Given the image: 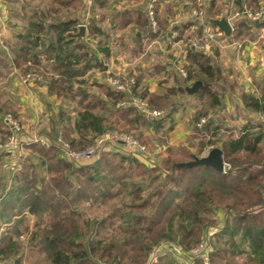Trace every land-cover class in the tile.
I'll return each instance as SVG.
<instances>
[{"label":"trees","instance_id":"16d2710c","mask_svg":"<svg viewBox=\"0 0 264 264\" xmlns=\"http://www.w3.org/2000/svg\"><path fill=\"white\" fill-rule=\"evenodd\" d=\"M82 1L49 0L50 6L31 11L24 32L15 35L20 44L0 49V69L38 74L49 96L75 105L73 117L59 109L51 140L61 133L72 149L81 150L115 128L153 147L140 131L150 129L154 138L158 136L157 146L166 145L164 138L170 129H162L169 114L146 120L134 107H116L126 95L90 83V71H104L110 55L101 42L94 49L90 46L91 40L105 36L95 9L103 8L107 0H94L89 9ZM234 5L239 13L245 8L252 13L261 11L257 6L245 7L241 0H234ZM164 7L169 11L167 4ZM85 9L91 14L86 22L73 16ZM157 10L154 6L158 30L155 34L150 31L151 36L167 38V15L157 16ZM220 11L221 7L210 6L208 14L215 17ZM80 26L86 29L83 35ZM188 28L185 25L177 31L176 41H189L191 36L184 34ZM252 28H264V18L259 24L236 21L231 40H252ZM186 48L183 83H202L195 95L202 107L193 118L187 146L166 149L156 156L153 167L127 154L120 145L110 150L99 147L97 157L87 164L69 161L53 144L47 149L38 144L26 146L30 158L20 162V168L8 178H0V264H21L18 238L22 231L28 232L27 215L37 219L28 246L40 248L46 264H186L187 260L170 253L154 261L151 255L162 246L187 254L205 240L211 264H264V126L249 122L238 130H228L210 118L203 104L207 102L211 109L220 106L225 78L213 58ZM132 92L153 109L169 107L167 95L150 94L139 81L135 80ZM178 93L185 95L181 87ZM240 99L251 113L264 111V96L241 93ZM7 113L15 116L9 106L0 104V134L6 137L10 133L3 131L1 117ZM202 119L205 123L199 125ZM224 130L228 136L222 139ZM196 140L195 154L190 149ZM209 148L221 150L224 174L204 166L179 167ZM115 199L120 200L121 208H114L105 219H85L80 212L84 204L104 205ZM216 212L222 215L223 227L206 237L217 227ZM192 262L200 264L198 258Z\"/></svg>","mask_w":264,"mask_h":264},{"label":"crops","instance_id":"0c3cea01","mask_svg":"<svg viewBox=\"0 0 264 264\" xmlns=\"http://www.w3.org/2000/svg\"><path fill=\"white\" fill-rule=\"evenodd\" d=\"M241 1L245 2V7L249 5L251 9L254 6H257L261 11L264 9V0ZM34 2L35 0H24V30L30 15L28 8ZM38 2L44 3V0ZM84 2L86 4L85 0ZM4 3L5 0H0L2 15H6ZM151 4L153 7H157V16L161 13L167 15V24L165 25L166 32H168L167 38H153L150 33L147 12ZM166 4L169 6V11H166L164 7ZM210 6L221 7L220 13L211 17L208 14ZM198 9L203 11L202 20L197 19L193 14ZM247 10L250 11V9ZM238 11L234 0H107L103 8L95 9V17L101 18L100 27L105 36L98 37L95 41L91 40L90 46L94 49L96 43L101 42L109 48L110 55L104 63L106 69L104 71L92 69L90 76H94H92V80H90V76L88 79L91 81L90 83L96 82L110 88L107 84L110 77H118L121 80L133 78L137 82L139 81L140 87H146L150 94L167 95L169 107L166 109V113L169 115L162 131L170 130L166 135V145L157 146V153L168 148L176 150L180 146H187L188 139L193 134V118L197 110L201 109L202 103L196 96L178 93L180 87L183 89L193 83L187 85L183 83L185 77L182 75V71L184 72V66L188 65V50L185 43L176 41L174 37H177V31L185 25H189L188 30L184 33L185 36L190 35V27L194 25L197 32L199 30L201 33L217 32L210 45V52H204L213 58L215 63H218L222 76L225 78L221 85V104L214 108L217 115L213 117V120L228 130H238L249 122L260 123L256 115L244 107L240 94L253 95L255 98L264 96V28H252L250 30L253 33L252 40L233 41L231 40L232 34L229 38H225L214 26L204 21L206 18L225 17L233 31L236 21L241 19L251 21ZM73 16L86 22L91 14L85 9L81 13H73ZM260 20L254 21V24H259ZM143 22L145 23L143 24ZM170 39H174V41H170ZM37 85L38 83L34 85L36 89H38ZM43 90L47 92L45 87ZM93 90L95 91L96 88L93 87ZM50 98L51 101L57 100L53 96ZM125 99L129 100V96L126 95ZM55 120L56 118L52 119V122ZM145 131L149 136L154 135L150 129H145ZM42 133L49 137L50 130L47 127ZM221 136L222 139H225L228 136V131L224 130ZM197 142L196 140L194 147L190 149L193 153L197 150ZM206 154L207 151L204 156ZM216 217L218 223L212 234L223 227L221 213L218 212Z\"/></svg>","mask_w":264,"mask_h":264},{"label":"rangeland","instance_id":"374dc122","mask_svg":"<svg viewBox=\"0 0 264 264\" xmlns=\"http://www.w3.org/2000/svg\"><path fill=\"white\" fill-rule=\"evenodd\" d=\"M38 1L39 0H35L32 6L28 8V14H30L31 11L32 12L35 11L36 8L43 9L44 7L46 8V5L48 6L51 5V2H49V0H44V3L42 2L40 3ZM83 3H84V8L85 7L87 9L90 8L86 6L84 0ZM4 5L6 7V15L5 14L2 15L0 11V49L3 46H6L7 44L11 46L19 45L20 42L15 38V35L22 34L24 32V0H5ZM174 39H170V41H174ZM209 52H210V47L208 51H206V53ZM129 54L131 56V53ZM213 62L215 63V61ZM216 65L219 67L218 63ZM46 67L49 68V65H47ZM92 76L94 75L90 76V80H92ZM37 83H38L37 85L38 89H36L34 86ZM42 84H43V79L38 74L23 75L19 72L18 69L15 68L11 69L9 67L6 69H0V104L9 106L10 109L15 113V116L10 113H7L5 115H2L1 117V124L3 131L9 132L10 135L6 137L5 135L3 136V134H0V146H3L7 142V140L12 136L11 135L12 132L9 130V127H7L3 122V119L6 116H10L12 120L18 124L19 132L17 136L20 141L16 148L14 147L0 148V157H1L0 178L1 177L4 179L8 178L9 174L15 173L20 168V164H21L20 162L30 158L32 153L29 149L26 148V146L32 144L30 143L32 142V140L44 139L45 141H48L50 145L53 144L57 146L56 140L60 133L56 135L55 140H51L47 135H44L42 131L45 130L47 127L49 130H51L50 128L52 127V123H53L52 119L57 117L60 108H64L65 110H67L71 117L74 116L72 110H74L73 108H75V105L72 104L68 99L66 100L53 99L51 101L50 100L51 96H49L47 92H45V90L42 91L44 87L42 86ZM203 107L207 111L209 117L213 118L217 115L216 113L217 111L215 112L214 109L208 108L207 102L206 104H203ZM166 109H163V111L166 112ZM156 110H162V109H156ZM111 130L123 135L132 136L133 138L136 139V137L130 133L120 132L115 128H112ZM140 131L142 135H144L145 138L152 143L153 147L147 146V144L144 143L142 144L140 141L136 139L146 149V154L144 156L137 158L142 163H146L148 166L153 167L154 165H156L155 164L156 161L154 160L156 159V156L163 153L164 151L160 150V152L157 153L156 147L158 143L157 140H155V138H157L158 136L154 138L153 136H149L145 130H140ZM164 139H166V137ZM106 144L104 145L105 147L103 146L106 150H110L111 146H117V144H112V143H106ZM94 145H91L89 147H92ZM124 150L125 152L127 151L126 149ZM95 152L96 154L94 155V157L86 159L84 160V162H80L78 164H87L93 161L97 157L98 150L96 149ZM44 174L45 173L43 171H40L41 176H44ZM124 202H126V200H124ZM114 208H121L120 200L115 199L112 202H109L104 205H100L99 203L84 204L82 208H80V212L83 218L85 219H93V218L105 219L107 218V216L113 213ZM27 216L29 218L26 224V226L28 227V232L22 231L21 236H19L18 238L20 244L19 247L20 252L18 254V258L20 259L21 264H46L45 253L42 250H40V248L38 247L28 246V238L30 235L29 233L33 229L32 228L33 222H35L37 219L29 215ZM213 231H214L213 229L209 230L208 231L209 235L206 233V237L209 236L211 237L213 235L212 234ZM165 252L177 256L178 260H183V259L186 260V258H180L182 256H178V254H176L175 249L174 251L167 250L166 246H162L152 253L151 257L152 258L154 257L153 261L158 256L164 254ZM102 263L104 262H99L98 264H102Z\"/></svg>","mask_w":264,"mask_h":264},{"label":"built area","instance_id":"2783aa9c","mask_svg":"<svg viewBox=\"0 0 264 264\" xmlns=\"http://www.w3.org/2000/svg\"><path fill=\"white\" fill-rule=\"evenodd\" d=\"M85 1H86V6L88 8L91 7L94 2V0H85ZM147 13L149 17L150 31L155 34L158 30V25L154 18L152 4L149 6ZM193 14L199 20H202L204 17L203 11L201 10H195ZM240 14H243L251 21H258L264 18V9L260 12L252 13L245 8L243 12ZM190 29H191L190 31L191 37L189 41L185 44L193 50L206 52L209 49L211 43L214 41L217 32L208 31L198 35L196 27L194 25L191 26ZM182 75L185 77L186 76L185 72L182 71ZM107 84L110 86V88L114 89L115 91L129 96V100L128 99L123 100L122 102L118 103L116 107L118 106L134 107L138 111V113L141 116H143L146 120H159L164 116L165 112L163 110L153 109L149 106L148 102L145 99H142L137 95H133L132 88L135 84V80L133 78L121 80L118 77H110L107 80ZM256 118L264 126V111L257 114ZM3 122L7 127H9V130L12 132L11 134L12 136L7 140V142L3 146H0V148L1 147L16 148L20 142L17 136L19 132L18 124L15 121H13L10 116L4 117ZM203 123H205V119H202L199 125H202ZM30 143L39 144L46 149L49 148L50 146V143L48 141H45L44 139H40V140L35 139L32 140V142ZM106 143L120 145L127 150L126 152L128 154H132L136 157H141L146 154L145 147L142 146L135 138H133L132 136L117 133L111 129L106 130L104 134L96 140V144L94 146L81 150H76V151L73 150L70 144L63 140L61 133L58 135L56 140V144L57 146H59L62 155L69 161L75 163L84 162V160L94 157V155L96 154L95 152L96 149L98 150L99 147L105 145ZM225 168L226 165L224 166V169ZM175 250L178 256H182L180 258H187V264H193L192 260L195 258H198L200 260V264H211L209 260V254H208L209 250H208L207 241L200 242L187 254H185L179 248Z\"/></svg>","mask_w":264,"mask_h":264},{"label":"water","instance_id":"95a60500","mask_svg":"<svg viewBox=\"0 0 264 264\" xmlns=\"http://www.w3.org/2000/svg\"><path fill=\"white\" fill-rule=\"evenodd\" d=\"M204 21L205 23L214 26L219 32L222 33L223 37L229 38L231 36L232 27L225 17L218 19L206 18ZM79 31L83 35L85 31L84 26H80ZM201 85L202 83L200 81H196L191 86H185L183 89L187 96H195ZM195 166L209 167L219 174L225 173V164L222 159V152L218 148H209L205 156L200 158L194 157L191 162L179 165V167H184L187 169Z\"/></svg>","mask_w":264,"mask_h":264}]
</instances>
